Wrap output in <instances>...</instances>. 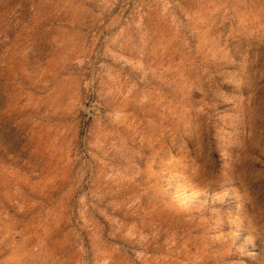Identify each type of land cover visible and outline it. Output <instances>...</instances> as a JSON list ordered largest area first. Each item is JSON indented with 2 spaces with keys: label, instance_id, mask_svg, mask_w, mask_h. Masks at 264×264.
I'll return each instance as SVG.
<instances>
[{
  "label": "rangeland",
  "instance_id": "1",
  "mask_svg": "<svg viewBox=\"0 0 264 264\" xmlns=\"http://www.w3.org/2000/svg\"><path fill=\"white\" fill-rule=\"evenodd\" d=\"M0 264H264V0H0Z\"/></svg>",
  "mask_w": 264,
  "mask_h": 264
}]
</instances>
